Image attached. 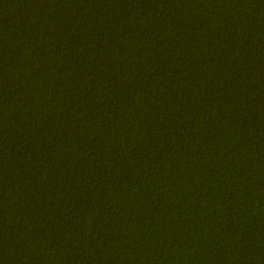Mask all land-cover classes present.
Returning <instances> with one entry per match:
<instances>
[{"label": "trees", "instance_id": "trees-1", "mask_svg": "<svg viewBox=\"0 0 264 264\" xmlns=\"http://www.w3.org/2000/svg\"><path fill=\"white\" fill-rule=\"evenodd\" d=\"M0 264H264V0H0Z\"/></svg>", "mask_w": 264, "mask_h": 264}]
</instances>
